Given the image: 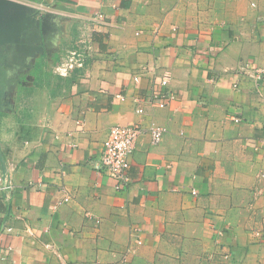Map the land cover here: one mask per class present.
Listing matches in <instances>:
<instances>
[{
    "label": "crops",
    "instance_id": "0c3cea01",
    "mask_svg": "<svg viewBox=\"0 0 264 264\" xmlns=\"http://www.w3.org/2000/svg\"><path fill=\"white\" fill-rule=\"evenodd\" d=\"M15 1L51 18L2 62L0 264H264V0ZM151 123L115 190L110 128Z\"/></svg>",
    "mask_w": 264,
    "mask_h": 264
},
{
    "label": "built area",
    "instance_id": "2783aa9c",
    "mask_svg": "<svg viewBox=\"0 0 264 264\" xmlns=\"http://www.w3.org/2000/svg\"><path fill=\"white\" fill-rule=\"evenodd\" d=\"M90 19L97 26L101 27L107 25L102 13H95L90 16ZM82 43L85 44V42ZM84 44H82L83 48L80 50H71L65 61L58 65L56 71L59 76H67L74 70L81 69L85 66L86 50L89 48L86 45L84 46ZM260 74L261 70H257L254 77L260 79ZM161 85L165 86L166 81L161 80ZM166 99L174 100L176 99V95L171 92L153 94L149 98V101H157V105L163 108ZM136 112L142 114L143 110L139 108ZM164 131L162 127L153 123L149 124L147 128L138 124L116 125L110 128L107 138L103 142L99 159V169L103 170L109 178L114 180L115 190H120L126 185V171L129 167L130 158L134 151L137 138L143 133H148L151 143L157 145L160 143ZM2 175L3 176L0 177V191L5 193L12 189V185L6 180V170L5 173L2 172ZM193 193L195 194V192ZM68 201L69 197L64 196L58 204L67 203ZM137 243L140 244L141 242L137 241Z\"/></svg>",
    "mask_w": 264,
    "mask_h": 264
},
{
    "label": "water",
    "instance_id": "95a60500",
    "mask_svg": "<svg viewBox=\"0 0 264 264\" xmlns=\"http://www.w3.org/2000/svg\"><path fill=\"white\" fill-rule=\"evenodd\" d=\"M49 14H41L35 7L15 0H0V105L2 95L3 59L13 51L17 53V59L29 56V51L36 50L35 46H27L26 43L38 42L45 33ZM23 56H21V54ZM10 66H6L9 68ZM0 166L5 173V163L0 152Z\"/></svg>",
    "mask_w": 264,
    "mask_h": 264
},
{
    "label": "flooded vegetation",
    "instance_id": "af4514ba",
    "mask_svg": "<svg viewBox=\"0 0 264 264\" xmlns=\"http://www.w3.org/2000/svg\"><path fill=\"white\" fill-rule=\"evenodd\" d=\"M46 41H47V40H46ZM37 44H38V43H37ZM29 46H33V43H29ZM37 51H38L37 49H36L35 51H34V50H31V52L29 51V53H30V54H29V59H30L34 54H36L35 57H37V56H38V55H37ZM23 54H24V53H22L21 56H23ZM26 57H27V56H26ZM26 57H25V58H26ZM26 59H27V58H26Z\"/></svg>",
    "mask_w": 264,
    "mask_h": 264
},
{
    "label": "trees",
    "instance_id": "16d2710c",
    "mask_svg": "<svg viewBox=\"0 0 264 264\" xmlns=\"http://www.w3.org/2000/svg\"><path fill=\"white\" fill-rule=\"evenodd\" d=\"M32 1V0H31Z\"/></svg>",
    "mask_w": 264,
    "mask_h": 264
}]
</instances>
